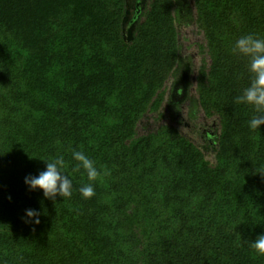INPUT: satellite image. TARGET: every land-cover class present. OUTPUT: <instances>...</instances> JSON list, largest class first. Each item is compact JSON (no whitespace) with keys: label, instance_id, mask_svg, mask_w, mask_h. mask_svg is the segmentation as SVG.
Masks as SVG:
<instances>
[{"label":"trees","instance_id":"1","mask_svg":"<svg viewBox=\"0 0 264 264\" xmlns=\"http://www.w3.org/2000/svg\"><path fill=\"white\" fill-rule=\"evenodd\" d=\"M193 4L189 108L215 122L213 142L172 108L180 0H146L130 37L126 0H0V264H264L251 247L264 233V125L249 127L264 112L237 100L255 74L236 48L264 39V0ZM59 156L72 195L53 201L25 177Z\"/></svg>","mask_w":264,"mask_h":264},{"label":"clouds","instance_id":"2","mask_svg":"<svg viewBox=\"0 0 264 264\" xmlns=\"http://www.w3.org/2000/svg\"><path fill=\"white\" fill-rule=\"evenodd\" d=\"M236 48L245 55L251 56V71L255 74L251 86L244 90L243 95L237 98L238 102L254 104L257 112H264V39L254 38L252 35L241 37L236 42ZM264 125V115L253 117L249 121V127L257 129ZM72 157L78 161L74 171H79L82 167L89 181H95L100 172L95 166V162L88 158L81 151H73ZM46 169L39 175H28L25 177V184L30 190H43V195L47 199L56 200L57 195L69 198L72 195L71 174L65 173V160L63 156L53 159H44ZM264 174V173H261ZM84 198H90L94 195L92 184H85L79 189ZM41 212L37 209L25 210V222L39 225ZM251 247L259 254L264 255V233L260 234L251 244Z\"/></svg>","mask_w":264,"mask_h":264},{"label":"rangeland","instance_id":"3","mask_svg":"<svg viewBox=\"0 0 264 264\" xmlns=\"http://www.w3.org/2000/svg\"><path fill=\"white\" fill-rule=\"evenodd\" d=\"M136 0H131V4ZM180 10L183 12L182 17L177 21L179 30L181 32V46L183 61L181 66V75L178 79H174L171 83V102L172 108L175 112V118L181 120L183 127L187 133L193 134L198 142H213L215 129V122L206 121L203 115L197 116L194 119L190 114V96L195 95L194 91V72L198 64L199 56L196 49V41L199 40V36L196 34L195 22H189L186 18V11L189 8H194L193 0H180ZM135 13L130 12L126 21L125 33L127 37H130V28L133 25L132 19ZM201 123H204L201 124ZM154 128V126H151ZM199 133V135H198Z\"/></svg>","mask_w":264,"mask_h":264},{"label":"water","instance_id":"4","mask_svg":"<svg viewBox=\"0 0 264 264\" xmlns=\"http://www.w3.org/2000/svg\"><path fill=\"white\" fill-rule=\"evenodd\" d=\"M145 2H146V0H140V1H139V3H141L142 5H144ZM131 6H132V4H131V0H126L127 11H126V16H125V18H124V20H123V28H124V31H125L126 21H127L128 16H129V14H130V12H131ZM133 28H134V24L132 25V27H131L130 30H129V31H130V36H131V34H132V30H133ZM126 36H127V35H126Z\"/></svg>","mask_w":264,"mask_h":264},{"label":"flooded vegetation","instance_id":"5","mask_svg":"<svg viewBox=\"0 0 264 264\" xmlns=\"http://www.w3.org/2000/svg\"><path fill=\"white\" fill-rule=\"evenodd\" d=\"M140 0H136L135 3H133V5L131 6V11H133V13H136V11H138V9L140 8V6H142L141 3H139ZM135 16V14H134ZM133 16V18H134Z\"/></svg>","mask_w":264,"mask_h":264}]
</instances>
